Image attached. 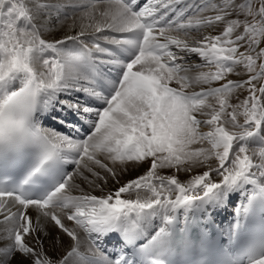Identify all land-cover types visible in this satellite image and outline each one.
<instances>
[{
	"label": "snow or ice",
	"instance_id": "snow-or-ice-1",
	"mask_svg": "<svg viewBox=\"0 0 264 264\" xmlns=\"http://www.w3.org/2000/svg\"><path fill=\"white\" fill-rule=\"evenodd\" d=\"M0 264H264V0H0Z\"/></svg>",
	"mask_w": 264,
	"mask_h": 264
},
{
	"label": "bare ground",
	"instance_id": "bare-ground-1",
	"mask_svg": "<svg viewBox=\"0 0 264 264\" xmlns=\"http://www.w3.org/2000/svg\"><path fill=\"white\" fill-rule=\"evenodd\" d=\"M220 29H217V31H219ZM211 31V30H209ZM195 59V58H194ZM233 79H235L236 77H232ZM61 98H64L63 96H61ZM60 114V115H59ZM53 116H56V117H60L61 116V113L60 112H57L55 110H53L52 114L51 115H48L46 116L42 123L44 126L46 127H51V128H55L53 123H57V120L53 119ZM59 131L62 130V128H64L63 126H61L59 124ZM203 130H207V129H203ZM143 171V169H140V170H137V171H129L128 173H125L124 176L122 177V180H127V179H130L132 178L133 176L139 174V172ZM199 171V170H197ZM168 173V170H164V174H167ZM181 180L183 179H186L187 177L185 175H181L179 177ZM114 186H118V185H114L113 182H109V185L108 187L109 188H112ZM82 187L87 191V190H90L88 189L87 185H82ZM79 192L77 191H73L72 192V195H78ZM94 194H97L99 195V192L98 190L94 193ZM233 201L238 203L239 202V195L237 194L236 196L233 197ZM222 210L224 209L226 211V214L223 215V216H226V219L227 221L230 220L232 218V213H233V207L231 204H229L226 208H221ZM219 209H217L218 211ZM160 222L157 221V224H159ZM46 231L48 232V235L46 237L43 238V242H44V248L46 250V252L50 255V256H53V257H56V258H59L60 255H62L64 252H65V247L64 245L67 243V240L68 238L67 237H63L62 234L59 232V229L55 228L52 224H48L46 226ZM58 235H61L62 236V240H61V243L57 244L56 242V238ZM114 235L110 236L109 238H107L104 242H103V248L105 247V244L107 245V248L104 250L106 252H110L114 247H117V246H113L114 244L111 243V240H112V237ZM110 241V242H109Z\"/></svg>",
	"mask_w": 264,
	"mask_h": 264
}]
</instances>
